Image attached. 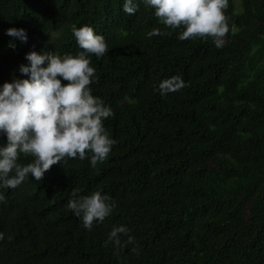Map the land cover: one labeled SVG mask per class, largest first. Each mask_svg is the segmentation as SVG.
<instances>
[{"label": "trees", "instance_id": "obj_1", "mask_svg": "<svg viewBox=\"0 0 264 264\" xmlns=\"http://www.w3.org/2000/svg\"><path fill=\"white\" fill-rule=\"evenodd\" d=\"M123 3L0 0V84L24 75L33 49L78 51L73 24L105 36L108 51L91 54V87L112 106L104 123L118 140L96 168L67 157L4 190L0 264H264V0H229L223 47L181 40L142 2L135 14ZM13 26L26 42L6 33ZM153 27L163 34L149 37ZM174 74L187 86L154 91ZM73 188H102L116 207L86 229L66 207ZM118 224L131 229L119 255L104 244Z\"/></svg>", "mask_w": 264, "mask_h": 264}, {"label": "clouds", "instance_id": "obj_2", "mask_svg": "<svg viewBox=\"0 0 264 264\" xmlns=\"http://www.w3.org/2000/svg\"><path fill=\"white\" fill-rule=\"evenodd\" d=\"M141 2L167 28L181 29V40L211 37L216 47L226 43L232 27L226 11L229 0H124L123 9L135 14ZM71 31L78 51L33 49L26 53L28 63L18 68L24 75L0 84V137H7L6 143H0V203L7 199L5 189L17 187L29 176L41 180L53 164L66 162L67 157L89 158L91 167L96 168L118 143L104 123L114 110L94 95L91 87L99 79L91 54L102 57L108 51V42L91 24H73ZM6 33L20 41L28 40L24 27H9ZM158 34H163L159 27L147 32L149 37ZM9 46L15 47V40ZM186 86L183 76L174 74L159 81L154 91L166 96ZM21 154L34 159L22 164ZM66 207L82 218L86 229H91L112 214L116 201L102 188L86 194L73 188ZM130 232L126 224L114 225L105 246L114 244L119 255L121 234ZM127 238L129 242L135 240L132 235Z\"/></svg>", "mask_w": 264, "mask_h": 264}]
</instances>
